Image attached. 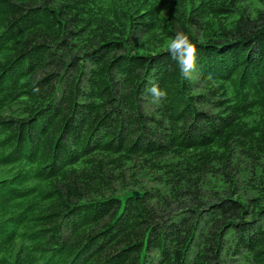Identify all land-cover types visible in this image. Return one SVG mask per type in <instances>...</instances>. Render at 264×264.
Here are the masks:
<instances>
[{
  "label": "trees",
  "instance_id": "obj_1",
  "mask_svg": "<svg viewBox=\"0 0 264 264\" xmlns=\"http://www.w3.org/2000/svg\"><path fill=\"white\" fill-rule=\"evenodd\" d=\"M233 261L264 264V0H0V264Z\"/></svg>",
  "mask_w": 264,
  "mask_h": 264
},
{
  "label": "clouds",
  "instance_id": "obj_2",
  "mask_svg": "<svg viewBox=\"0 0 264 264\" xmlns=\"http://www.w3.org/2000/svg\"><path fill=\"white\" fill-rule=\"evenodd\" d=\"M166 51L176 61L181 77L186 80L193 79V75L197 71V60L195 47L189 37L183 32H177L170 39ZM146 91L154 104H163L168 98L167 90L160 88L157 84H153Z\"/></svg>",
  "mask_w": 264,
  "mask_h": 264
},
{
  "label": "rangeland",
  "instance_id": "obj_3",
  "mask_svg": "<svg viewBox=\"0 0 264 264\" xmlns=\"http://www.w3.org/2000/svg\"><path fill=\"white\" fill-rule=\"evenodd\" d=\"M237 261H239V260H237ZM230 264H236V262L233 261V262H231Z\"/></svg>",
  "mask_w": 264,
  "mask_h": 264
}]
</instances>
